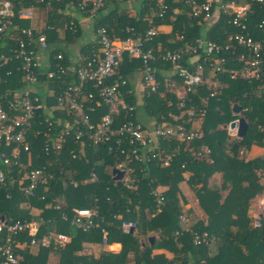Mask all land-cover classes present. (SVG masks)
I'll list each match as a JSON object with an SVG mask.
<instances>
[{"label":"trees","instance_id":"1","mask_svg":"<svg viewBox=\"0 0 264 264\" xmlns=\"http://www.w3.org/2000/svg\"><path fill=\"white\" fill-rule=\"evenodd\" d=\"M5 1L12 4L19 28L30 25L28 20L17 19L19 11L31 7L34 11L44 9L47 16L41 29L47 25L62 28L66 32L67 44L80 43L82 31L73 11L85 15L88 12L76 7L77 0H0V8ZM245 1L236 0L237 3ZM119 3L120 0H105L96 10L101 16L95 20L96 26L102 25L113 37L122 39L131 33L143 34L153 26L157 33L151 40H146L143 47L152 48L156 53L166 48H180L196 38L223 43L227 35L235 30L223 13L218 20L206 26V22L194 16L191 7L181 1H169L167 14L162 18L154 17L151 21V13L156 9L152 1L140 0L137 15H131L132 8L123 9L118 6ZM174 8L178 9L176 14H173ZM253 9L248 23L255 33L264 19V7L255 5ZM3 20L0 15V23ZM71 20L76 25L75 30L68 28ZM164 24L170 25L171 31L159 30V26ZM46 33L52 48L51 58L58 51L66 57L70 56L66 46H59L57 38L48 31ZM18 36L19 30L15 28L0 34V52H7ZM96 46V40L83 43L79 48L80 54L86 56ZM181 63L190 67L187 57ZM153 65L158 91L144 89L143 93L135 90L127 93L126 89H133L129 85L124 89L126 99L137 105V113L144 114L140 118L135 113L134 118L144 125L168 126L184 120L188 128L202 132V138L181 144L174 141L169 148L166 145L169 152L176 147L178 151L171 163L163 166L156 160H135L130 154L110 153L104 145H88L87 142L71 141L63 150L45 155L41 150L44 138L33 136V166H46V175H50L45 186H39L34 196L26 197L21 188L24 179L20 182L19 169L13 165L2 166L14 175V180L0 185V220L11 223L33 219L38 222L37 244L31 246L30 237L26 233L21 234L19 239L26 244L15 249L18 257L15 264H264V213L252 216L249 212L252 203L264 196V154L249 157L246 153L253 145L264 147V95L256 93L257 89L264 88V63L261 78L247 80L240 73L232 75L233 70L243 68L241 61L237 58L225 60L222 71H205L204 76L209 82L194 86L193 91L186 95L183 107L175 90H167L169 80H173L176 86L182 85L181 79L172 74L173 65L163 60H156ZM141 67L140 59L124 54L116 77L130 80ZM159 69L163 70V74ZM215 80L219 83H214ZM22 85L20 72L14 70L8 82L0 88V93ZM208 96V104L203 105V98ZM234 103L242 106L239 115L232 114ZM200 107L205 109L202 115L197 111ZM188 108H195L196 114L188 116ZM226 110L229 114L227 123L214 121ZM240 116L248 123L245 136L223 134L222 130H227L224 125ZM200 117L202 124L199 123ZM123 119L122 113L119 121ZM59 128L60 125L55 124V129ZM204 147H208L210 152ZM71 149L78 158L71 157ZM208 157L212 158V162H208ZM117 162L125 163L131 186L126 183L120 185L114 180L112 169ZM185 174H188L187 178ZM218 174L219 179L216 177ZM183 180L198 197L205 213L198 220L194 219L188 230L183 228L179 219L181 214L191 215L190 210L185 208L187 199L180 189ZM155 190L164 195L166 202L159 212L156 211ZM41 195H44L43 199ZM76 207L97 208V215L93 218L97 225L88 230L77 227L72 231L73 208ZM119 214L121 217H118ZM124 220L136 222L133 230L123 231L121 225ZM58 232L71 237L66 248L61 249L53 243L43 245V238ZM103 232L106 243L121 244L119 252L102 250L98 256L80 254L84 243H102ZM203 232L209 234V242L194 244V233ZM151 234L158 235L153 242ZM211 243L217 245L213 255ZM155 249H165L172 255L166 257L162 253H153Z\"/></svg>","mask_w":264,"mask_h":264},{"label":"built area","instance_id":"2","mask_svg":"<svg viewBox=\"0 0 264 264\" xmlns=\"http://www.w3.org/2000/svg\"><path fill=\"white\" fill-rule=\"evenodd\" d=\"M105 0H77L75 5L80 10L88 12L87 16L97 13V9ZM156 9L151 13L154 17H163L169 10V1L150 0ZM191 7L192 14L206 22V26L213 23L215 10L219 16L227 15L228 22L235 27L234 32L227 35L226 42L220 43L207 38H196L192 43L175 49H165L156 53L152 48L143 47L146 40H151L157 33L151 26L143 34L131 33L125 39L113 37L108 29L102 25L95 28L97 46L86 56L77 50L72 59L66 57L62 51L55 52L51 58L52 50L48 43L47 31L58 30L52 25L45 29L33 24L34 9H22L17 19L28 20L30 25L18 26L14 18L12 4L5 1L0 8V15L4 20L0 23V34L9 33L13 28L19 30L14 45L7 52H0V88L8 82L14 70L20 72L22 86L0 93V185L7 180L13 181L14 175L9 174L2 166H16L21 173L20 182L26 197H32L39 186H45L50 175H46V166L34 167L32 139L33 136L44 138L41 150L45 155L63 150L71 141L74 143L87 142L88 145H104L108 152L119 151L121 154H130L135 160H156L163 166H168L178 147L170 152L169 145L176 141L183 142L202 138V132L188 128L184 120L176 125H144L134 118L137 114L136 104L129 102L125 93L132 89H124L130 85V80L116 77L124 54L138 58L142 67L138 70L144 89L156 92L159 90L154 62L163 60L173 65V72L182 81L176 86L169 80L167 90H175L180 98V106H185V97L193 91L194 86L209 82L205 78V71H222V63L227 59L241 61L243 68L233 70L232 75L240 73L245 79H259L262 76L264 52V19L258 24L255 33L248 23L253 13V7H264V0H246L237 3L236 0L223 2L218 0H176ZM178 12L173 9V14ZM173 18V15L171 16ZM69 30H75L73 20L68 25ZM130 28L127 27V32ZM187 55V56H186ZM41 57L45 63H41ZM190 63V67L181 61ZM45 64V66H43ZM41 68L44 70L41 72ZM43 78L38 79V75ZM214 83H219L215 80ZM216 92L212 93L213 96ZM258 95H264V88L257 89ZM209 96L203 98V105H207ZM105 109L100 114L101 110ZM204 114L205 109H197ZM124 119L119 121L121 114ZM190 117L196 114L195 108L186 109ZM236 120V119H235ZM233 121V120H232ZM199 123L202 124L200 117ZM230 123V122H229ZM228 130L236 135V129ZM55 124L60 128L55 129ZM46 126V127H45ZM165 143V144H164ZM164 144V145H163ZM209 153L208 147H204ZM72 158H78L77 153L70 150ZM212 162V158H207ZM184 167V164H182ZM115 168L124 171L123 183L129 187L125 163L117 162ZM156 197V211L159 212L165 205V198L161 192L153 191ZM44 198V195H41ZM264 205V197L258 201ZM73 224L82 230H88L97 224L93 218L97 215V208H73ZM258 216V215H257ZM121 217V214L118 215ZM257 218V217H256ZM183 228L188 230L190 223L184 215H179ZM136 222L124 220L123 231L133 229ZM38 222L36 220H17L8 223L0 220V264H15L18 261L15 249L26 244L19 237L26 233L30 237V245L37 244L36 234ZM71 241L68 234L58 232L43 238V245L55 244L61 249ZM193 242L196 245L209 242V234L194 233ZM102 243L106 244V235L103 232ZM207 264V263H202Z\"/></svg>","mask_w":264,"mask_h":264},{"label":"crops","instance_id":"3","mask_svg":"<svg viewBox=\"0 0 264 264\" xmlns=\"http://www.w3.org/2000/svg\"><path fill=\"white\" fill-rule=\"evenodd\" d=\"M213 1L217 2L218 0H213ZM118 6H120V7L125 6L126 8H132L133 12H131V15H137L139 13V10H140V0H125L124 3H121V4L119 3ZM46 16H47L46 10L37 9L36 11H34L33 24L35 26H39L41 28ZM73 16L77 18L76 22H77V24H79L81 31H82V36L80 39L81 41L79 44H74V45L67 44L68 42L65 41L66 37H67L66 32L63 29L48 30V33L50 35H53L57 38V40H58L57 44L59 46H61V47L66 46L67 50L69 51V55H70L67 57L68 58L70 57V59H72L74 56L77 55V53H78L77 50H79V48H81L83 43H89V42L96 40L95 20L98 18H101L100 13H97V14L92 15V16H87L85 14H79L78 12L75 13L74 11H73ZM218 18H219V14H218L217 10H215V18H214L213 22L218 20ZM159 30H161L163 32H169V31H171V26L164 24V25L159 26ZM41 63H45L44 57H41ZM43 66H45V64H43ZM43 70H44V68H41L40 71L42 72ZM158 71L163 74L162 69H159ZM130 85L133 88L132 90H135L136 92H139V93H143L144 90L142 91L141 74L139 71L134 73L133 76L130 78ZM232 114H233V112H232ZM142 115L143 114H141V112L137 113V116L140 118L144 117V115H143V117H142ZM226 128L228 129V127H226ZM230 135L234 136L233 134H230ZM246 153L249 157H253V156H257V155H263L264 154V147L253 145ZM216 177L219 178V174L216 175ZM183 186H184V188H183ZM180 189H181L182 194L187 199V203L185 205V208L190 210L191 215L186 216V217L188 218V221L191 224L194 219L198 220V218L203 217L205 215V213L202 210V208L200 207V205L198 203V199H197L196 195L194 194V192L192 191V189L189 187V185H186V184L180 185ZM263 197L264 196H260L256 200L259 201ZM34 212L38 213V210L34 209ZM249 212L251 214V208H250ZM252 216H254V215H252ZM150 237H154V239L152 240V242H153L154 240L157 239L158 235L151 234ZM120 249H121V244L118 242H114L111 244H108V243H106V244L105 243H84L81 251L85 252L87 250L88 253H92L94 256H98L102 250H108L111 252H113V251L119 252ZM210 249H211V254L213 255L217 250V245H215L214 243H211ZM153 253H162L166 257H170L172 255L169 251H167L165 249H155L153 251Z\"/></svg>","mask_w":264,"mask_h":264},{"label":"water","instance_id":"4","mask_svg":"<svg viewBox=\"0 0 264 264\" xmlns=\"http://www.w3.org/2000/svg\"><path fill=\"white\" fill-rule=\"evenodd\" d=\"M43 78V74H39L38 75V79H42ZM242 111V106L234 103L232 105V112L234 115H239ZM224 127H227V125H224ZM236 129V135L237 137L243 138L248 130V123L245 120L244 117L240 116L238 119L233 120L229 123V129L230 130H234ZM112 175L114 180L117 181L118 184H123V177H124V171L119 169V168H113L112 169ZM3 219V218H2ZM133 230V229H131ZM154 239V237H150V240L152 241Z\"/></svg>","mask_w":264,"mask_h":264},{"label":"rangeland","instance_id":"5","mask_svg":"<svg viewBox=\"0 0 264 264\" xmlns=\"http://www.w3.org/2000/svg\"><path fill=\"white\" fill-rule=\"evenodd\" d=\"M121 3H124V1H121L120 0V4ZM122 8L124 9H127L125 6H122ZM131 12H133V10H131ZM59 29H62V28H59ZM72 45V44H71ZM72 47V46H71ZM70 50V49H69ZM144 90V87H143V85H142V91ZM142 113V112H141ZM143 114V113H142ZM144 115V114H143ZM143 115H142V117H143ZM228 111L226 110L225 112H221V114L220 115H217V118H215L214 119V121L216 120L217 122H220L221 123V121H223L222 123H227L228 122ZM213 121V122H214ZM223 126V125H222ZM222 132H223V134H227V133H229V134H231V132L227 129V130H222ZM248 151V150H247ZM186 176H184V177H186L187 178V176H188V174H185ZM217 179H219V178H217ZM183 184H186V185H188L187 184V182L185 181V180H183L181 183H180V185H183ZM183 188H184V186H183ZM197 199H198V197H197ZM199 200V199H198ZM261 213H264V205H260V204H258V200H255L253 203H252V205H251V214L252 215H254V216H257L258 214H261ZM77 228V226H73V229H72V231H74L75 229ZM114 252V251H113ZM118 252V251H117ZM115 253H116V251H115ZM80 254H89L88 252H87V250L84 252V251H81L80 252Z\"/></svg>","mask_w":264,"mask_h":264}]
</instances>
